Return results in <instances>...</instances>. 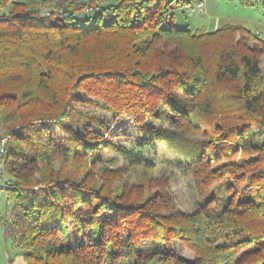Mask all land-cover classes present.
Masks as SVG:
<instances>
[{"label":"trees","instance_id":"trees-1","mask_svg":"<svg viewBox=\"0 0 264 264\" xmlns=\"http://www.w3.org/2000/svg\"><path fill=\"white\" fill-rule=\"evenodd\" d=\"M190 1L0 0L1 224L24 264H264V39L178 26Z\"/></svg>","mask_w":264,"mask_h":264},{"label":"rangeland","instance_id":"rangeland-1","mask_svg":"<svg viewBox=\"0 0 264 264\" xmlns=\"http://www.w3.org/2000/svg\"><path fill=\"white\" fill-rule=\"evenodd\" d=\"M203 6L199 7V0H193L186 4L182 9L175 10V20L180 27H189L193 30L205 27L208 31H212L217 27H221L227 23L242 24L248 29L259 33L264 39V14L263 5L258 3L255 5H242L239 0H202ZM184 11V13L182 12ZM264 68V58L262 59ZM122 121L121 128L128 134H136L135 129L127 127ZM134 137V136H133ZM107 158L114 156V153L108 152ZM177 154L171 151L166 145L158 146V164L154 170L156 177H165L170 180V187L173 196L176 198L178 208L182 211L191 210L198 201L193 184L190 179L178 168ZM125 161L121 160L122 166ZM6 194L0 190V264H24V260L20 251L14 246L11 239H7L4 233V227L1 224V217L7 208ZM174 247L180 250L181 255L191 261L194 258L193 253L175 243Z\"/></svg>","mask_w":264,"mask_h":264},{"label":"built area","instance_id":"built-area-1","mask_svg":"<svg viewBox=\"0 0 264 264\" xmlns=\"http://www.w3.org/2000/svg\"><path fill=\"white\" fill-rule=\"evenodd\" d=\"M199 7L203 6V2L199 3ZM9 137H0V174L3 171V165H4V154L6 151V145L8 142Z\"/></svg>","mask_w":264,"mask_h":264}]
</instances>
